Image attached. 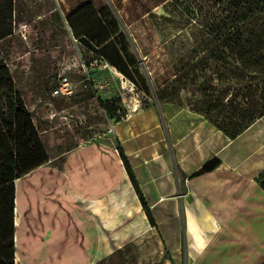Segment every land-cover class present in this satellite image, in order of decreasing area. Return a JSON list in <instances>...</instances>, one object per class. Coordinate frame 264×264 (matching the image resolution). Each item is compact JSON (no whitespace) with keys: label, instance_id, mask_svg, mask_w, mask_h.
Masks as SVG:
<instances>
[{"label":"crops","instance_id":"1","mask_svg":"<svg viewBox=\"0 0 264 264\" xmlns=\"http://www.w3.org/2000/svg\"><path fill=\"white\" fill-rule=\"evenodd\" d=\"M113 126L16 180L18 263L98 264L148 237L185 264L264 261V115L231 138L158 100Z\"/></svg>","mask_w":264,"mask_h":264},{"label":"rangeland","instance_id":"2","mask_svg":"<svg viewBox=\"0 0 264 264\" xmlns=\"http://www.w3.org/2000/svg\"><path fill=\"white\" fill-rule=\"evenodd\" d=\"M77 2L0 0V35L7 30L16 33L11 40L1 42V48L10 58L7 62L14 77L15 90L21 93L29 110L33 111L41 144L49 161L54 159V162L79 144L108 139L112 122L108 114L109 99H119L118 104L125 114L138 104L147 106L157 102V85L150 69L152 60L157 63L167 58L169 66L179 70L182 60L192 56L195 43L191 27L185 26L186 21L180 20V16L165 5L154 10L149 17L156 35L154 44L163 43V53L157 50L146 54L131 25L147 10L139 0H122L119 7L117 0H92L95 10L84 7L75 19L78 23L87 22L85 29L88 33L76 38L67 17L78 10ZM98 17L99 20L104 18L108 31L118 32L100 47L94 41L99 34ZM233 63V68L238 65L237 61ZM214 68L207 69L195 84L189 80L182 86L177 83L180 88L177 92H170L173 95L168 98L198 110H205L209 102L215 103L212 118L230 129L241 127V121L247 122L242 119L244 114L258 115L264 111V78L250 83L227 78L211 80L209 75H213ZM63 77L72 81L74 92L69 96H53L52 88ZM208 84L212 86L207 93L213 95L199 91ZM230 84L241 89L234 92L228 105L225 101L231 95L224 93ZM221 90L223 93H219ZM246 97L250 100L247 101ZM0 109L7 110L3 98ZM5 168L0 154V180ZM16 211L19 228V205ZM14 264H21L16 261V253ZM98 264H185V261L180 255L171 258L167 249L163 250L152 237H148L141 244L127 245Z\"/></svg>","mask_w":264,"mask_h":264},{"label":"trees","instance_id":"3","mask_svg":"<svg viewBox=\"0 0 264 264\" xmlns=\"http://www.w3.org/2000/svg\"><path fill=\"white\" fill-rule=\"evenodd\" d=\"M139 1L147 10L139 19L131 22V25L134 35L138 38L140 46L146 54L157 50L158 53H163V43L154 44L156 35L149 17L154 10L165 5H169L171 12L179 15L180 20L183 18L186 21L185 26L191 27L190 33L193 34L195 40L192 45V56L185 61L182 60L179 70L174 66L170 67L167 58L160 59L163 61L159 60L157 63L152 60L150 69L154 73L157 96L161 102H175L168 97L173 95L170 92H177V89L180 88L176 86L177 83L182 86L189 80L195 84L196 80L204 76L205 71L212 66L215 68L213 75H209L211 80L227 78L229 81L234 79L235 82L243 80L245 83H250L264 78V0ZM117 2L118 7L121 6L122 0H117ZM77 4L79 5L78 10L69 13L67 21L75 37L79 38L88 33L85 29L87 22L78 23L75 20L76 16L84 7L93 9L94 4L92 0H78ZM56 13L60 17V13ZM96 15L99 16L97 11ZM99 21L97 26L99 34L94 41L96 46L100 47L118 32L108 31L107 26L104 25L103 17ZM15 34L12 30H7L0 35V103L3 98L7 109L5 111L0 109L2 112L0 128H3V130L0 129V154L6 165L0 180V264H14L15 261L16 180L22 179L27 173L49 161L39 138L34 113L27 107L21 93L15 90L14 77L7 62L10 58L1 48V42L11 40ZM233 61H237L238 64L234 68L231 67L234 64ZM248 71H252L251 75L248 74ZM211 86L208 84L201 87L199 91L205 95H213L207 93L211 90ZM239 89H241L240 86L232 84L226 87L224 94L231 95L225 101L226 104H230L234 92ZM219 93H223V90ZM246 99L250 100L248 97ZM118 100L116 98L108 100V114L112 120L115 118L114 121H119L126 115L119 106ZM215 107V103L209 102L205 110L192 108L205 115L208 120L231 138L238 136L256 119L264 115V111L258 115L246 113L242 119L247 122L244 124L241 121V127H231L230 129L212 118L211 111ZM221 107L225 108L226 106L222 105ZM208 115L211 117L208 118ZM211 165V163L205 164L203 171L213 169L214 167ZM259 181L264 188V173L259 177ZM141 199L144 206H147L143 196ZM148 215L154 223L151 212L148 211ZM261 264H264V261Z\"/></svg>","mask_w":264,"mask_h":264},{"label":"built area","instance_id":"4","mask_svg":"<svg viewBox=\"0 0 264 264\" xmlns=\"http://www.w3.org/2000/svg\"><path fill=\"white\" fill-rule=\"evenodd\" d=\"M73 92H74V84L72 83V81L68 79V77H63L61 81L59 82V84L55 86V88L52 90L51 93L53 96H58V95L69 96ZM125 116H123L121 119H123ZM113 131H114V126H113V120H112L108 128V133L113 132Z\"/></svg>","mask_w":264,"mask_h":264}]
</instances>
